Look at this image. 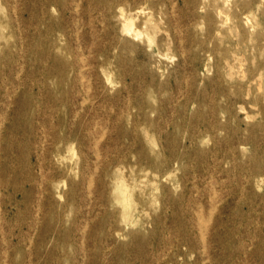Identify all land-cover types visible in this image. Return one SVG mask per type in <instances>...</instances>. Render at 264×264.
I'll return each mask as SVG.
<instances>
[{"label":"rangeland","instance_id":"obj_1","mask_svg":"<svg viewBox=\"0 0 264 264\" xmlns=\"http://www.w3.org/2000/svg\"><path fill=\"white\" fill-rule=\"evenodd\" d=\"M0 264H264V0H0Z\"/></svg>","mask_w":264,"mask_h":264},{"label":"bare ground","instance_id":"obj_2","mask_svg":"<svg viewBox=\"0 0 264 264\" xmlns=\"http://www.w3.org/2000/svg\"><path fill=\"white\" fill-rule=\"evenodd\" d=\"M173 16V15H172ZM82 21V20H81ZM123 30L126 32V33H132L133 32V27H132V23L130 22V21H126V22H124L123 23ZM140 33V32H139ZM86 60V59H85ZM207 64V63H206ZM231 68V67H230ZM88 80H89V78H88ZM86 83V82H85ZM87 84V83H86ZM85 84V85H86ZM88 85V84H87ZM86 87V86H85ZM87 89V88H86ZM59 123H60V121H59ZM59 123H58V125L56 124V125H54L53 127H59ZM33 130V127L29 124L28 126H26L25 127V131H27V132H31ZM52 141H53V144L55 145V148H54V151H53V153H54V156L56 157V156H58L59 155V152H60V150H59V148H58V146H57V144L58 143H60V144H64V143H66V142H68L69 141V139L71 138V134H70V132L69 133H64V134H62V135H59V134H56L55 132L52 134ZM215 184V183H214ZM213 184V185H214ZM227 194V193H226ZM213 208V207H212ZM210 209V210H212L213 211V209ZM201 209V208H200ZM214 209H215V207H214ZM200 212V211H199ZM214 212V211H213ZM197 214H198V212H197ZM199 214H201V213H199ZM210 214H212V213H210ZM209 214V215H210ZM200 217H202V216H200ZM199 217V218H200ZM209 217V216H208ZM211 217V216H210ZM197 218H198V216H197ZM203 218V217H202ZM201 218V219H202ZM204 219V218H203ZM207 219V218H206ZM205 220V219H204ZM208 220V219H207ZM207 220H206V222H207ZM211 221V220H210ZM84 222V221H83ZM208 223V222H207ZM200 224V223H199ZM201 224H202V221H201ZM200 226V225H199ZM198 228H201V227H198ZM36 231V230H35ZM205 232H206V229H205ZM201 235V234H200ZM204 235V234H203ZM201 237V236H200ZM202 237H204V236H202ZM202 239V238H201ZM200 239V240H201ZM48 245V244H47ZM205 246V245H204ZM50 247V246H49ZM202 261H203V259H202Z\"/></svg>","mask_w":264,"mask_h":264}]
</instances>
